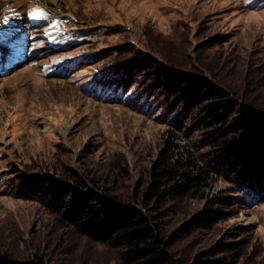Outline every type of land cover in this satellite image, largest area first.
<instances>
[{
  "label": "rangeland",
  "instance_id": "obj_1",
  "mask_svg": "<svg viewBox=\"0 0 264 264\" xmlns=\"http://www.w3.org/2000/svg\"><path fill=\"white\" fill-rule=\"evenodd\" d=\"M0 44L17 60L0 71V262L128 264L63 223L39 179L76 173L142 204L169 141L170 160L194 161L207 181L165 199V234L214 212L177 238L175 256L227 249L230 264H264V183L250 199L244 175L206 145L199 111L169 88L174 68L264 102V0H0ZM111 73L131 98L101 95Z\"/></svg>",
  "mask_w": 264,
  "mask_h": 264
},
{
  "label": "trees",
  "instance_id": "obj_2",
  "mask_svg": "<svg viewBox=\"0 0 264 264\" xmlns=\"http://www.w3.org/2000/svg\"><path fill=\"white\" fill-rule=\"evenodd\" d=\"M8 61L17 62L16 59L2 56L0 71H6L5 67L10 64ZM73 64L75 62L57 64L53 72L63 74ZM184 72L173 68V81L169 88H173L174 93L182 90L183 96H188L189 105L195 106L201 114L206 145L212 147L214 156L220 155L223 163L229 165L233 172L244 175L243 179L249 185L243 189L245 192L251 191L253 194L249 198H254L260 190L257 184L264 183V102L257 101L256 97H239L227 87L205 78H185ZM109 75L110 78L101 85V95L112 100H123L125 96L131 98L132 84L125 78H116L113 73ZM170 145L171 142L166 141L152 167L151 184L143 194L145 201L142 204L120 200L93 179L76 173H73L71 180L51 176L39 180L49 193L63 223L93 241L119 250L121 258L128 264H230L220 254L227 249L198 251L188 261H182L172 251L177 238L188 231V226L196 224L194 219L202 222L206 218H213L214 212L206 207L181 228L165 234L161 225L163 211H159L165 199L185 195L193 188L197 192L207 181V172L198 168L194 161L188 159L183 162L178 158L171 161ZM217 199L228 197L219 195ZM152 200L153 206L150 205ZM6 258L7 262L0 264H32Z\"/></svg>",
  "mask_w": 264,
  "mask_h": 264
}]
</instances>
